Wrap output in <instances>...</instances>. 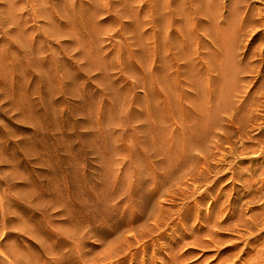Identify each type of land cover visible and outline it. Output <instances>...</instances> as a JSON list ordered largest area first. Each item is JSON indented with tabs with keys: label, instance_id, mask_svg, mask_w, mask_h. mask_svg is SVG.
I'll list each match as a JSON object with an SVG mask.
<instances>
[{
	"label": "rangeland",
	"instance_id": "1",
	"mask_svg": "<svg viewBox=\"0 0 264 264\" xmlns=\"http://www.w3.org/2000/svg\"><path fill=\"white\" fill-rule=\"evenodd\" d=\"M171 3L190 53L223 29L248 47L252 80L228 93L223 77L214 116L177 50L160 72L175 100L155 83L154 11ZM263 59L264 0H0V264H264ZM243 103L248 122L199 150Z\"/></svg>",
	"mask_w": 264,
	"mask_h": 264
},
{
	"label": "bare ground",
	"instance_id": "2",
	"mask_svg": "<svg viewBox=\"0 0 264 264\" xmlns=\"http://www.w3.org/2000/svg\"><path fill=\"white\" fill-rule=\"evenodd\" d=\"M172 6H173V4H172ZM171 10L172 11L169 12V14L167 15L168 17L167 18L165 17V18H163L164 20L163 19L161 20V24L159 22L160 19L157 17V15L160 14V12L154 11V15H155L154 29H153L154 31L152 34V38L154 39V41H153L154 42V52L152 53V60H153V65L155 67L153 69L154 70L155 83L158 87H160L159 88L161 90L160 92H162L164 96L166 95L167 97H171V99H173V101L175 100V97H177V96H176V92L175 93L173 92L174 87H172V86H174V84L175 85L177 84V86L180 85L178 83V75L181 74L188 81V85L191 88L195 89L194 91L197 92L198 94L200 92V84H204V85H202V91H203L204 96H203V98L200 97V101L199 102L197 101L198 103L195 102L196 100H192V95L190 93L180 91L179 92V98H180V100L182 99V101L187 100L189 102L188 103L189 105L197 103V107L202 112L201 114L204 117L205 116H207V117L214 116L213 114L219 109V107H218L219 106L218 95H219V93H220V95H222L221 94L222 92L219 89V87L222 84L223 77H225L226 75L230 77V82L226 83V85L229 84L227 86L228 87L227 89H229L227 91L228 93H231L232 91L241 92L242 91V89H241L242 83L241 82L244 81L245 83L248 84L252 80L250 78L241 79L239 77L240 73L244 74L247 72H252V70H249L250 69L249 63H246L244 61V59H243V61H241V58H240V60L238 59V56L240 57L242 55L245 59L250 57V54H247V53H249V52H247L248 47L245 46V49L242 50L241 42H240L241 41V34L239 33V31L237 33V30H234V32L231 34V42L229 43L227 40L224 39L227 37V33L223 29L222 32L219 31L221 33L218 32L219 34H216L217 32L214 34L210 33L213 38L209 34L210 38H212L211 40L215 44L214 45L215 48L213 47V49H212V47L208 46L205 42H203V39L201 41L199 40V39H201V37L197 36L196 49H193L192 52L190 53L189 51H187L186 48H183V46L181 45L180 41L177 38L178 36H176L172 33L168 35V33H167L168 31H171V29L168 30L169 25L174 26L177 33L179 31H180V33H183L184 27L186 24V20L178 21V18H175V17H181L182 13H183V12L179 11L178 6L174 5L173 7H171ZM174 18L176 21L174 20ZM162 21H163V23H162ZM202 26H203L202 24H199L198 28H201ZM214 26H215V28L217 27L216 25H214ZM207 28H209V26ZM201 29L200 30L203 31V29L205 30L206 28L203 26ZM204 32H206V31H204ZM165 33H166V36L163 35ZM166 42H170V45H168ZM213 42H212V44H213ZM162 47H164V50L166 48V51H168L169 47L177 50L176 54L174 55V60L176 61L175 63H177L176 65L178 68V71H177L178 75L173 77L174 79L172 82H171V80H168L166 77H164L160 73L162 71L161 70L162 64L168 63L167 66H169V62H170L169 59H165L162 56V52H163ZM201 47L204 48L205 50L207 49V52H206V53H208L207 55L205 54V52H203L201 54V56H199ZM195 54L199 57L198 59H200L199 67L200 66L201 67L198 70L195 69L194 65L190 61ZM263 67H264V61H263ZM198 73L205 75L206 81L204 80V78L197 80V78L195 76L198 75ZM227 76L224 79L225 81H226ZM229 77H228V79H229ZM256 78H257V80H259V77L256 76ZM200 81H203V82L200 83ZM253 81H255V80H253ZM223 84L225 87V82ZM225 90H226V88H225ZM225 90H223V91H225ZM155 96L157 97V94H155ZM246 98L247 97H245V99ZM254 98L255 97H252V95H250V97L247 100V103L249 106H247L246 109L248 107H250L249 109H247L248 112L250 110H252V108L257 103V101L254 100ZM245 99H244V101H245ZM208 103H211L212 105H214V108L208 110L206 107ZM243 105H244V103H243ZM245 105H244V108H242L240 106L237 107L236 112L233 110V107H232L230 110H228V111L232 110V112H230L228 115H226L225 118H220L221 117L220 116L217 121L212 123L207 130L203 131L199 135V137L197 139L196 147L199 150L202 148L203 150L207 151L208 149H210V146L212 144H213V147L217 144L221 145L219 143L224 142L223 140L227 139V138L224 137V139L222 138L223 140H221V138L218 135L219 132L218 133L216 132L217 128L221 129V130L222 129L227 130L228 128H230L231 125H236L238 123H239V125L240 124L245 125V123H247L248 120L251 118L250 116L247 115ZM261 106L264 107V104ZM190 118H192V117L190 116ZM226 130H225V133L226 134H227V132L229 133V130L227 132H226ZM240 131H242V130H240ZM220 135H222V134H220ZM209 140H211L210 146L206 145V142Z\"/></svg>",
	"mask_w": 264,
	"mask_h": 264
}]
</instances>
